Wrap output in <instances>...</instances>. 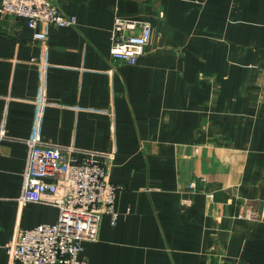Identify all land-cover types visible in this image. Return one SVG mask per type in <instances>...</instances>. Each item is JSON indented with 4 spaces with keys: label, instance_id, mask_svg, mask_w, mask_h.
<instances>
[{
    "label": "crops",
    "instance_id": "0c3cea01",
    "mask_svg": "<svg viewBox=\"0 0 264 264\" xmlns=\"http://www.w3.org/2000/svg\"><path fill=\"white\" fill-rule=\"evenodd\" d=\"M52 1L76 23L45 39L0 13V264L59 218L18 200L30 137L112 154L90 264H264V0ZM116 16L152 24L137 64L111 55Z\"/></svg>",
    "mask_w": 264,
    "mask_h": 264
},
{
    "label": "built area",
    "instance_id": "2783aa9c",
    "mask_svg": "<svg viewBox=\"0 0 264 264\" xmlns=\"http://www.w3.org/2000/svg\"><path fill=\"white\" fill-rule=\"evenodd\" d=\"M0 13L24 18L36 29L38 39L46 38L39 29L42 21L58 26L76 23L75 16L62 12L52 0H0ZM151 37L150 21L116 16L111 55L125 63L137 64ZM25 142L28 155L18 200L21 205L39 202L42 195L50 193L53 204L59 208V218L29 229L18 227L6 244L9 264H90L80 257L83 241L98 238L104 213L112 214L114 223L119 214L118 186L108 178L112 154L84 151L83 158H77L74 146L41 137L26 138Z\"/></svg>",
    "mask_w": 264,
    "mask_h": 264
}]
</instances>
